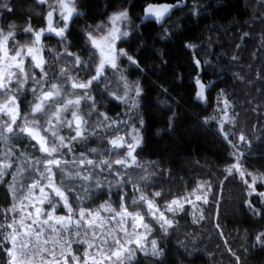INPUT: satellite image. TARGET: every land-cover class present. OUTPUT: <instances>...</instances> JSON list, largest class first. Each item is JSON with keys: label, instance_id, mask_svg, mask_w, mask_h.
Listing matches in <instances>:
<instances>
[{"label": "trees", "instance_id": "16d2710c", "mask_svg": "<svg viewBox=\"0 0 264 264\" xmlns=\"http://www.w3.org/2000/svg\"><path fill=\"white\" fill-rule=\"evenodd\" d=\"M150 4L178 6L157 23L144 20ZM50 7L38 0H0V31L16 33L9 38L11 52L33 45L25 27L43 26ZM76 8L66 39L60 38L65 44L49 37L47 80L26 59V82L13 85L3 97L15 95L22 115L30 117L42 88L57 83L62 93L37 115L42 123L57 102L83 95L73 89V79H92L100 58L86 33L103 36L110 13L127 8L134 25L117 43L127 56L119 57L117 68L105 69L100 82L93 81V103L79 109L86 118L122 114L127 123L114 131H94L76 143L65 125L53 138L54 155L42 152L39 142L22 131L25 126H13L8 145L41 168L57 159L55 182L74 204L93 208L110 202L139 213L161 254L137 251L127 264H264V243L257 240L264 233V0H76ZM128 56L138 63H130ZM61 69L69 75L60 76ZM122 77L142 89L138 107L127 114L113 97L122 89ZM197 81L204 85L203 99L197 97ZM132 126L140 128L142 139L130 157V149L111 148L109 142ZM59 137H64L60 151ZM76 146L95 161L88 169L91 177L79 175L66 161L67 148ZM234 164L243 176L228 172ZM35 173L32 165L25 179ZM200 185L207 189V202L169 214L173 223L167 232L141 199L163 206ZM10 205L11 193L0 184V264H8L2 224Z\"/></svg>", "mask_w": 264, "mask_h": 264}, {"label": "rangeland", "instance_id": "374dc122", "mask_svg": "<svg viewBox=\"0 0 264 264\" xmlns=\"http://www.w3.org/2000/svg\"><path fill=\"white\" fill-rule=\"evenodd\" d=\"M38 1L40 3L46 2L51 4V7L47 10L45 16V29H47L48 27V13L50 11L53 12V27L56 29L62 28L64 26V21L60 15L58 0H43V2H41V0ZM124 10H127V8L111 12L108 16V21L113 13ZM133 23L134 22L129 15V20L127 22H122L119 25L121 31H127L129 33L130 29L134 25ZM109 26L110 25L108 23L107 29ZM9 32L12 31H0V61H2L0 62V71H3L6 64L12 63L11 61L4 60V51L2 47L3 36L7 35V33ZM12 33L16 35V33ZM50 36H56L60 41V44H65V42L60 39L61 37L57 36L55 32H52ZM99 37L100 36H97V38ZM41 39L42 42L39 44L40 51L37 54V58H42L44 60L46 58L44 55V50L47 48L46 45L48 44L49 39L47 40L44 37H42ZM119 40L116 41L117 52L121 50L117 45ZM8 42L7 49L9 55L14 56L15 52H11V48L8 46ZM33 46L34 45L20 46L18 50H20L22 47L26 50L27 47ZM97 51L100 56L98 62L99 64L101 55L98 49ZM119 57L120 56H118L116 60L117 64L119 61ZM26 59H31V65L35 67L36 61L29 56H25L24 72L21 73L16 68L12 69V71L15 73V78L8 82V90L12 89L13 85L21 86L24 82H26ZM44 67L45 66L43 65V71L45 75L47 74V72L46 68ZM108 67L111 66H106L105 69H107ZM104 73L102 76H104ZM66 74L69 75V73ZM95 75L96 69L94 76ZM60 76L64 77V75H61V73ZM42 77L45 76L42 75L41 78ZM100 80L101 78L99 80H96L95 82H100ZM122 81V89L119 92L113 93V97L120 103H122V106L125 109V114H127V112H129L132 108L138 107L139 96L136 95V85H134V83L127 81L123 77ZM77 82L87 83L88 79L85 81L77 80ZM55 84L58 86L57 83ZM89 88L79 89L82 91L81 93H83V95H78L77 98H79L80 100L82 98V102L80 101V103L78 105H75L73 109H70L68 113H61L62 121L58 124L56 123V121H53V124H55L56 126L52 129V131H56L55 133L57 134V131L63 130V126L66 125V128H70L73 131L71 137L76 136L75 125L69 127L67 124L68 121L73 120V112H75L76 114H81L84 118V121H86V123H84L81 128V131L83 133L81 138H83L87 134H92L94 131H114L115 129L124 126V123H127L128 119L126 118V116L124 117V115L122 117V114L109 116L105 112H101L100 114L97 113L95 117L92 116V118H86L82 114V112L79 111V109H81L84 102L93 103V97L89 93ZM60 91L62 93L61 88ZM3 93H5V91ZM41 93L42 91L40 92V95ZM12 95L13 94H9L7 97H3V94L0 95V104H2ZM28 95H30L29 92L27 96ZM117 97H122L123 99H117ZM66 100L68 99L57 102L54 108L52 106V108L50 109V116L53 112H55L56 108L60 107L63 103H65ZM16 103L19 109V116L17 118V123L12 125V128L13 126L23 127L26 125L28 127H32L34 131L39 132L40 136L45 137L48 148L51 149L55 147L57 149L56 151L45 153L49 155H54L55 153H57V145L53 142V138L55 136L52 135V131H44V129L49 128L48 120L50 116L45 122L40 123L36 118L37 115L41 112L34 114L31 109L32 114L30 115V117L22 115L18 103V98ZM45 108H48V105H46ZM10 123L11 116L0 113V184H5L9 192L11 193V205L7 209V216H4V222L2 224L6 229L4 239L7 244L6 249L8 255V264H13V255H10V253L14 254L16 257L15 264H29V262H31V264H65V261H67V264H85V261H87V264H127V262L133 258V255L137 251H143L145 253L153 252L152 242L155 241V239L152 238L151 235H149L151 229L147 230V228L141 226L140 221L137 219V217H142L139 213L130 212L125 207H123L122 209H116L114 204L110 202H104L101 205L93 208L85 207L81 202L74 204L71 201L70 197L64 192V190L55 182L53 174L56 170V165H49V161H47L44 164L45 167L41 168L38 163L32 164L30 161H27V159L24 160L23 158H20L15 153V150L11 149V147L9 146L10 144L8 145L9 132L6 131V126ZM50 135L52 136L51 140ZM121 136L124 138V143L120 147H123L125 151H128V149H130V145L136 144V137H139L140 142L142 139L140 128L135 126L130 127L127 134L126 132L121 131L117 136L113 137L110 140H115ZM81 138H78L76 140L72 139V142L76 143ZM128 140H130V142ZM111 141L109 143L112 148L113 145ZM62 148L63 147L61 146L59 151ZM76 148L77 149H75L74 151L67 148L66 153L69 154V159H66V161L76 167V172L79 175L86 176L87 178L91 177V172L88 169L95 164L94 159L91 157L92 155L88 154L85 151H79V148L77 146ZM51 160L57 161V159ZM82 161L84 162L82 163ZM87 161H92L93 163L89 164L87 163ZM5 165H7V167H5ZM32 165L35 167L36 173L31 179L26 180L25 174ZM49 166L51 167V174H49L47 171V167ZM49 179H51L54 186L59 188L67 197L68 205L71 206V212H69V208L65 206L64 201L59 196H56L51 188L46 187L49 184ZM34 184H36L37 187H32ZM41 188L45 189L44 193H41ZM44 196H47L48 198L43 203H41L40 201ZM198 196L201 198L197 199ZM144 198L145 199L143 200L147 207L149 201L154 204L155 209L158 210L156 212L157 217L160 213H163L165 218L171 220L173 223V220L171 219V216L169 214L177 212L184 207H188L193 210L196 209L198 203L201 201H205V199L207 198V189L204 185H200L183 197L176 198L164 204L163 206H159L154 200L148 197ZM173 201H179L182 207L179 205H173L174 210L168 211V206L172 204ZM37 208L41 210L39 214H37ZM125 209L131 215H120ZM148 211L153 217L149 208ZM81 212L84 213L83 218L80 215ZM48 213L52 214L51 220H49ZM69 217H71L70 220ZM57 218H64V223H58ZM93 219L95 220V222L91 223ZM45 220H48V224L43 223V221ZM156 220L159 221L158 219ZM34 221H36V223H34ZM143 224L146 225L144 219ZM13 238H15V240H13ZM24 245H27V247H24ZM115 252H120L119 259H117V257L113 255V253ZM72 257H76V259L74 260Z\"/></svg>", "mask_w": 264, "mask_h": 264}, {"label": "snow or ice", "instance_id": "6c2138e0", "mask_svg": "<svg viewBox=\"0 0 264 264\" xmlns=\"http://www.w3.org/2000/svg\"><path fill=\"white\" fill-rule=\"evenodd\" d=\"M41 2H43V0H41ZM4 6L6 7V5H4ZM177 6L178 5H176V4L160 5V6H155V5L150 4L145 9V19H151L154 17L156 22L160 23L163 21L164 17L168 13H170L172 8H175ZM58 7L60 9V15L64 21V26L62 28H59V29H56L53 27V23H52L53 12L50 11L48 13V27H47V29H42L41 31L34 33L35 40L33 42V45H34L33 47H27L26 50L23 47L20 50L14 49L15 55L10 56L8 49H7V42L9 40V38L12 37L14 34L12 32H9V33H7V35L3 36L2 47H3V51H4V60L11 61L12 63L6 64L3 71H0V95H2L4 91L8 90V82L15 78V73L12 71L13 68L18 69L21 73L24 72V57L25 56H29L33 60H35L36 61L35 67L41 68V70L43 71V65H44L45 61L42 58L38 59L37 54L40 51V47H39L40 38L45 31L55 32V34L57 36H60L61 38L66 39L65 32L69 28L70 21L72 20L74 14H78L76 11V7H75V0H58ZM128 20H129V15H128L127 10L116 12V13H113V15L109 18L108 23L110 26L108 27L107 32L103 36H100L99 38H97V36L93 34L92 30H89L86 33L88 42H90L94 48L99 50L100 55H101V59H100V63L96 67V75L93 76L92 79L89 80L87 83H78L73 79V83H72L73 89H87V88H89L91 86V84L93 83V81L99 80L101 78V76L103 75V73L105 71L106 66L110 65L112 68H117L116 60H117L118 56H127V53L124 52L122 49L119 50V52H117L116 41L121 39L122 37H127L129 35V33L127 31H121L120 26H119L122 22H127ZM97 28L101 29L102 26L98 25ZM32 31L33 30L31 27H28L25 29V32L31 33ZM68 55H72V53H68ZM128 60L132 64L138 63L131 56H128ZM0 62H2V61H0ZM75 63L77 65H80L82 63V61L80 60V58L78 56L76 57ZM61 75H66V69H61ZM46 78L47 77L45 74V77H42V80H46ZM37 84L38 85L41 84V81H37ZM197 84L199 85V89H200L197 92V97L200 99H203L204 85L200 84L199 81H197ZM135 91H136L137 96H139L141 94L142 89L140 88L139 84L136 85ZM60 95H61L60 88L56 84H52L50 89H42V93H41V95H39L37 97V103L32 108V112L34 114L43 112L45 106L46 105L51 106V103L56 102L57 97H60ZM117 99H123V98L117 97ZM16 101H17V97L15 95H12L7 100H5L2 104H0V113H4V114L11 116V123L6 126V131H8V132L13 131L12 125L17 123V118L19 116V109H18V105H17ZM79 103H80L79 98H77L75 100H73V99L66 100L65 103H63L60 107L56 108L55 112H53L51 114V116L49 117V120H48L49 128L44 129V131L45 132L52 131V129L55 128V126H56L55 124H53V121H56L57 124L60 123L62 121L61 113L67 111L72 106L78 105ZM84 123H86V121H83L81 117H79L75 112H73V120L67 122L69 127H72L73 124H75L76 136L72 137L73 140H76V139L82 137L83 133L81 131V128H82V125ZM22 131L26 132L28 135L32 136L33 139H36L39 142L40 150L42 152H52V151L57 150L55 147L51 148V149L48 148L47 147V141H46L45 137L40 136L39 132L34 131V129L32 127H28L26 125L22 129ZM52 135L53 136L56 135L55 131H52ZM58 139L60 140V145L64 146L63 145L64 137H59ZM135 139H136V144L129 146L130 150L128 152V156H130V157L132 156V151H134L136 145H138L140 143L139 137H136ZM240 139L243 140L244 137L241 136ZM111 143L113 144L114 147H120L124 143V139H123V137H118L117 139L112 140ZM83 162L84 161H82V163ZM87 163L91 164L93 162L87 161ZM103 163H107V161H104ZM116 163L124 165L125 161L119 160V161H116ZM53 164L56 165L57 167H59L58 161H55V160L49 161V165H53ZM5 167H7V165H5ZM47 171L49 174H51V167L50 166L47 167ZM233 171H240L241 176L244 175V172L242 170H240L238 164H234V165H232V167H230L228 169L229 173H232ZM32 187H37V185L34 184ZM46 187L51 188L52 191L55 193V195L59 196L64 201L65 206H67L69 208V212H71V206L68 205L67 197L64 195V193L59 188L54 186L51 179H49V184ZM250 187H251V185H250ZM40 191H41V193H44L45 189L41 188ZM156 195L159 196L160 193H156ZM47 198H48L47 196H44L40 202L43 203L45 200H47ZM200 198L201 197H199V196L197 197V199H200ZM141 199L143 200L145 198L141 197ZM205 202H207V201L205 200ZM173 205H179L182 207V205H180L179 201H173L172 204H170L168 206V211L174 210ZM148 208L151 211L153 217L158 219L161 222L160 223L161 228L165 232H167L168 228L172 226V221L169 219H166L163 213H160L159 216L157 217L156 212L158 210L155 209L154 204L150 201L148 202ZM36 211H37V214H39L41 210L39 208H37ZM80 215L83 218L84 213L81 212ZM120 215L127 216V215H131V214L128 213L127 210L125 209ZM48 217H49V220H51L52 214L48 213ZM70 219H71V217H69V220ZM137 219L140 221L141 226L147 228V225L143 224V217H137ZM57 222L63 224L64 218H57ZM94 222H95V220L93 219V221L91 223H94ZM34 223H36V221H34ZM43 223L48 224V220L43 221ZM10 227H11V225H10ZM13 240H15V238H13ZM257 240L259 242L264 243V233H262L261 236L257 237ZM24 247H27V245H24ZM152 248H153V254L154 255L159 256L161 254L156 249V242L155 241L152 242ZM10 255H13V264H15V262H16L15 255L12 253H10ZM69 255H70V253H69ZM113 255L116 256L117 259L120 258V252H115V253H113ZM72 258L74 260L76 259V257H72ZM29 264H31V262H29ZM65 264H67V261H65ZM85 264H87V261H85Z\"/></svg>", "mask_w": 264, "mask_h": 264}, {"label": "flooded vegetation", "instance_id": "af4514ba", "mask_svg": "<svg viewBox=\"0 0 264 264\" xmlns=\"http://www.w3.org/2000/svg\"><path fill=\"white\" fill-rule=\"evenodd\" d=\"M28 27H30V26H26V28H28ZM25 28V29H26ZM32 28V27H31ZM39 28V29H38ZM46 27L43 25V26H41V27H37V28H32V32H31V34H32V36H33V40H35V35H34V33L35 32H39V31H41L42 29H45ZM13 32V31H12ZM15 33V32H14ZM29 33V32H28ZM52 34V32H47V31H45L44 33H43V35L41 36V38L42 37H44L45 39H49V37H51L50 35Z\"/></svg>", "mask_w": 264, "mask_h": 264}, {"label": "water", "instance_id": "95a60500", "mask_svg": "<svg viewBox=\"0 0 264 264\" xmlns=\"http://www.w3.org/2000/svg\"><path fill=\"white\" fill-rule=\"evenodd\" d=\"M151 5H155V6H160V5H167V4H151ZM169 14V13H168ZM167 14V15H168ZM166 15V16H167ZM151 19H155L154 17L153 18H151ZM144 20H146L145 19V15H144ZM42 42V39L40 38V43ZM79 117H81L82 118V120L84 121V118H83V116L81 115V114H77ZM73 125H75V124H73Z\"/></svg>", "mask_w": 264, "mask_h": 264}]
</instances>
